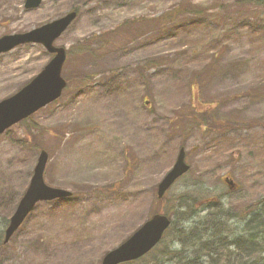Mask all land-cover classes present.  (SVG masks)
<instances>
[{"label":"rangeland","instance_id":"obj_1","mask_svg":"<svg viewBox=\"0 0 264 264\" xmlns=\"http://www.w3.org/2000/svg\"><path fill=\"white\" fill-rule=\"evenodd\" d=\"M70 10L77 16L54 42L66 52L67 86L0 134V264H100L109 249L183 195L194 197L177 207L179 217L189 210L185 226L210 216L213 202L227 221L220 233H240L264 199V6L42 0L26 9L24 0H0V37L26 33ZM169 13L170 20H160ZM50 57L34 43L1 53L0 100ZM203 103L216 104L209 112L237 124L226 133L190 126L193 115L201 117L190 112L205 109ZM180 147L190 168L157 199L156 186ZM40 150L48 154L45 182L72 195L38 202L2 244ZM162 245L181 249L172 232ZM184 251L190 255L192 248ZM173 263L180 264H163Z\"/></svg>","mask_w":264,"mask_h":264},{"label":"water","instance_id":"obj_2","mask_svg":"<svg viewBox=\"0 0 264 264\" xmlns=\"http://www.w3.org/2000/svg\"><path fill=\"white\" fill-rule=\"evenodd\" d=\"M42 0H24L26 9H34ZM76 12L69 11L63 16L42 24L26 33L9 34L0 37V54L12 50L25 43L41 44L52 54L51 59L30 81L20 90L0 100V134L17 122L27 118L40 108L56 100L65 88L66 81L61 76L65 60V50L53 45V42L65 31L75 19ZM183 148L178 150L172 167L166 172L157 185L156 195L161 198L165 191L184 173L189 166L184 160ZM48 160L47 152L41 150L33 167L27 188L19 199L15 210L9 218L4 230L3 243L8 242L27 215L40 201H51L67 198L71 192L57 187L48 186L43 173ZM225 182L233 188L232 182ZM170 225V219L162 214H154L144 221L128 238L116 247L108 250L100 264H120L140 258L149 252L161 239Z\"/></svg>","mask_w":264,"mask_h":264},{"label":"trees","instance_id":"obj_3","mask_svg":"<svg viewBox=\"0 0 264 264\" xmlns=\"http://www.w3.org/2000/svg\"><path fill=\"white\" fill-rule=\"evenodd\" d=\"M235 1L238 5L264 6V0ZM188 8L190 9V7ZM183 9L187 10V7L185 6ZM172 14H166L160 20L165 18L168 21L172 18ZM204 105H206L205 109H199V111L193 109L190 112L191 114L199 113L201 115V117L193 115L192 119H189L190 126L203 128L204 124V128L207 125V128L213 131L211 133H216V130L217 132L226 133L234 127L233 125L237 124L236 121L231 119L215 117L214 109L209 112L211 106L213 108L217 107L216 104L203 103ZM223 122L224 124H222ZM218 138L220 140L222 137L218 136ZM164 198L165 195L161 199ZM187 198L194 199L190 195H183L174 202L169 212L164 213L170 216L171 219L175 216V219L171 220V224L160 242L146 255L135 261L128 262V264H163L165 260L180 264H264V240H261V237L264 236V199L257 202V205H261V207L250 210L249 218L245 221L240 233L232 234V231H228L227 234H224L220 233L219 228L223 225L221 221L223 223L227 221L220 220V217L224 214L218 203H209L210 208H212L208 212L210 216H206L200 221L191 222L192 220H190L188 224L191 226L189 228L185 226L184 221L189 218V210L188 214L186 211L184 212V217L176 216V211L177 207L180 209L183 206ZM225 216L231 217L229 213ZM171 232L181 249H171L167 245H162L164 238ZM185 248H192V252H187L190 255H184ZM226 249H235V252ZM202 257H205L206 260L202 261Z\"/></svg>","mask_w":264,"mask_h":264}]
</instances>
